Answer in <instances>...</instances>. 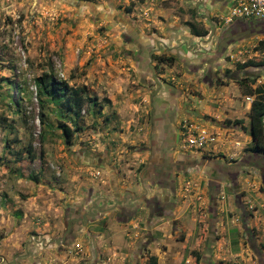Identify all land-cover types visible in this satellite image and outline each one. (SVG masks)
<instances>
[{"label":"rangeland","instance_id":"1","mask_svg":"<svg viewBox=\"0 0 264 264\" xmlns=\"http://www.w3.org/2000/svg\"><path fill=\"white\" fill-rule=\"evenodd\" d=\"M194 1L0 0V264H264V171L242 163L255 155L246 93L264 88V27L193 70L181 58L197 50L199 65L210 49L194 28L212 30ZM153 75L180 93L166 133L156 116L151 129L166 92L157 96ZM47 82L91 101L70 110ZM190 134L206 145L190 149ZM162 135L175 140L173 162L193 161L173 188H149L61 250L44 245L67 212L141 196L150 141Z\"/></svg>","mask_w":264,"mask_h":264},{"label":"flooded vegetation","instance_id":"2","mask_svg":"<svg viewBox=\"0 0 264 264\" xmlns=\"http://www.w3.org/2000/svg\"><path fill=\"white\" fill-rule=\"evenodd\" d=\"M230 3V0H210L208 3L199 0L197 3H195V9L198 10V12L195 13V16L197 17L198 21H204L205 24L210 26L212 28L211 32L206 37L208 42L205 46V49H209L207 51V55L204 56L205 58L201 59V63L199 62V65L197 64V58L194 56V52H192L191 60L189 57L181 58L185 65H188V67H192L193 70L199 71L200 68L209 67L211 70V61L213 58L220 59L223 57V52L226 51V48L230 43H233L234 38H237L239 36H242L244 34H252L255 33L257 30L256 28L262 29L264 27V21H244V20H235L229 25H225L222 23H219L217 19L211 18L210 12L212 10H215V8L225 9ZM199 5V7H197ZM210 6L211 9L207 8V13H200V9L206 8ZM225 12V11H224ZM223 13V12H221ZM261 23V24H260ZM257 24H260V26H257ZM220 26H223L224 28L221 31V34L219 35L218 42L214 45L212 44V41L215 39L216 31L219 29ZM198 38V37H197ZM212 44V46H211ZM188 45V44H187ZM159 47H163L165 51H171V48L169 46H166V43H163L159 45ZM186 49H190V46L188 45ZM159 49H152L149 53L150 59L153 58V56H158L160 53H158ZM181 57V56H180ZM179 57V58H180ZM209 65V66H208ZM209 70V71H210ZM210 77L209 81L211 80V72H209ZM208 80V79H207ZM159 85L155 82L157 86V96L160 95L162 91L164 92V103L160 106H156L154 104L153 110L151 112V129L153 131L155 127V116L159 117V125L164 121L168 125V128L163 130L165 133L166 131H169V129H173V120L171 119L172 115H175V112L177 111V99L180 97V93L177 91H167L166 87L163 86L160 80ZM159 104V103H158ZM170 115V116H169ZM167 117V118H166ZM170 119H169V118ZM174 139V138H173ZM175 140H167L165 139V136L162 135L158 138V140H154L153 138L150 141V146L148 148V153L150 154L149 159L146 160L143 163V166L141 168V177L139 178L140 186L142 187V195L141 196H133L131 194H125L124 198L122 199H116L113 202V205H109L105 198H98L97 200L93 201V204L89 206L86 210L83 212H74L70 213L67 212L64 220V232L61 236L55 238L54 240H49L48 242L44 243L45 246H49L51 248H56L57 250H61L62 246L71 245L76 240L77 234L88 227L89 224L99 222L104 217H106L112 210L118 211L121 213V211L126 212L128 206H130L132 201L136 202H142L146 199V195L149 192V188L151 187H159L163 189H170L171 185L170 182L173 181L174 176L177 174H180L184 171H187L190 166H187L185 168H181L179 166L180 160H176V162L172 161V151L174 147ZM147 152V151H145ZM165 154V155H164ZM179 159V158H177ZM193 164V163H192ZM132 205V204H131ZM125 210V211H124ZM124 216H127L128 214H125ZM124 219V217H120V219ZM60 241V244L58 243ZM32 260V259H31ZM35 262V261H34Z\"/></svg>","mask_w":264,"mask_h":264},{"label":"trees","instance_id":"3","mask_svg":"<svg viewBox=\"0 0 264 264\" xmlns=\"http://www.w3.org/2000/svg\"><path fill=\"white\" fill-rule=\"evenodd\" d=\"M260 24H257V26H260ZM194 29V33L198 38L206 37L208 35L207 31H199L196 28ZM260 45L264 48V42H260ZM45 89L47 93H54L56 95H59V97H62L65 94L67 95L68 92V87L66 85L64 86V88L57 87L55 84H52L50 82L46 83ZM246 96L254 97L251 103L249 117L250 135L252 137L251 151L255 153V155L252 154L245 156L242 160V163L244 162L247 166L257 167L264 171V88L258 87L255 90H249L246 93ZM64 100L68 108L74 111L80 110L87 101H91L90 98H86L84 95H81L77 90H71L69 94L64 98ZM64 131L67 136H69V130L66 126H64ZM192 163L193 161H190L188 163V166L192 165ZM173 183L174 178L173 181L170 182L171 188H173ZM151 264H158V260L156 257L152 258Z\"/></svg>","mask_w":264,"mask_h":264},{"label":"built area","instance_id":"4","mask_svg":"<svg viewBox=\"0 0 264 264\" xmlns=\"http://www.w3.org/2000/svg\"><path fill=\"white\" fill-rule=\"evenodd\" d=\"M197 3L194 1V4ZM218 22L229 25L235 20L264 21V0H230L227 12H219ZM186 143L190 149H202L206 139L202 135L190 134Z\"/></svg>","mask_w":264,"mask_h":264},{"label":"crops","instance_id":"5","mask_svg":"<svg viewBox=\"0 0 264 264\" xmlns=\"http://www.w3.org/2000/svg\"><path fill=\"white\" fill-rule=\"evenodd\" d=\"M195 1L198 2L199 0H195ZM201 1H204V2H207V3H208L210 0H201ZM193 4H194V2H193ZM228 7H229V5H228L225 9H222V10H221L220 8L217 7V8H215V11H218V12H224V11H225V12H227ZM208 8L211 9L210 6H209ZM248 108H249V110H250V108H251V103L249 104V107H248Z\"/></svg>","mask_w":264,"mask_h":264},{"label":"water","instance_id":"6","mask_svg":"<svg viewBox=\"0 0 264 264\" xmlns=\"http://www.w3.org/2000/svg\"><path fill=\"white\" fill-rule=\"evenodd\" d=\"M197 7H199V5H198ZM152 78H153L154 81L159 85V81H158V79L156 78V76L153 75ZM58 243L60 244V241H58Z\"/></svg>","mask_w":264,"mask_h":264}]
</instances>
